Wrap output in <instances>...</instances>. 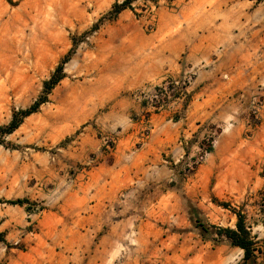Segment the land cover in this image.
Wrapping results in <instances>:
<instances>
[{
	"label": "rangeland",
	"instance_id": "374dc122",
	"mask_svg": "<svg viewBox=\"0 0 264 264\" xmlns=\"http://www.w3.org/2000/svg\"><path fill=\"white\" fill-rule=\"evenodd\" d=\"M123 1L0 0V264H214L219 255L227 264L239 246L219 229H235L237 212L254 241L250 256L264 243L252 233L264 229V185L249 187L264 179V149H214L215 125L204 126L197 149L166 159L170 181L135 186L125 201L94 202L96 187L86 177L101 157L78 159L76 149L92 139L104 154L115 147L116 131L103 128L104 115L129 93L138 99L167 37L215 30L217 51L232 47L240 57L251 33L264 29V0H199L192 9L185 4L196 0H129L114 13ZM190 16L197 27L185 24ZM58 67L62 76L47 91L44 82ZM238 68L247 70L245 59ZM241 75L238 83L245 82ZM44 96L18 127L4 130L14 112ZM188 98L153 113L179 116ZM261 101L253 95L246 110L250 128L259 122ZM153 113L141 110L139 140ZM248 135L237 139L239 147ZM178 142L188 146L184 136ZM194 177L201 184L189 195L186 182ZM229 177L238 183L231 193L214 185ZM16 199L23 203L7 202Z\"/></svg>",
	"mask_w": 264,
	"mask_h": 264
},
{
	"label": "crops",
	"instance_id": "0c3cea01",
	"mask_svg": "<svg viewBox=\"0 0 264 264\" xmlns=\"http://www.w3.org/2000/svg\"><path fill=\"white\" fill-rule=\"evenodd\" d=\"M199 5V0H196L185 4V7L192 9ZM189 19L185 23L189 27H197L200 23L195 16ZM251 34L246 42V52L240 57L232 47L217 51L215 30H209L206 34L191 28L167 37V41L158 48L163 54H159L148 71L149 75H154L153 80L148 82L149 77L144 76L140 82L147 81V85H154L164 76L175 77L184 70L192 69L195 75L188 87V101L179 116L169 112L151 114L149 133L141 140L143 123L138 116L142 103L129 93L110 105L102 126L106 131H116L115 147L104 154L98 149L100 142L92 139L87 149H76L78 159L90 152H96L101 157L86 177V183L90 182L96 187L94 202L125 201L135 194V186L149 185L151 180L170 181L173 168L166 159L171 156L175 158L183 149H187V152L197 149L206 125L220 128L214 149H264V29L261 34ZM241 59H245V72L238 68ZM240 75L245 76V82L238 83ZM255 94L262 96L258 108L259 122L250 128L246 125L248 115L245 113ZM248 131L246 145L239 147L237 139ZM180 136L186 138L187 147L178 142ZM137 142H140L139 146ZM261 155L264 156L263 151ZM106 156L110 157L109 161L104 160ZM200 170L201 167L194 175ZM200 184L199 178L188 179L186 186L189 195H195V189ZM214 185L231 193L232 187L236 190L238 183L235 178L229 177L217 179ZM263 185L264 179L256 178L249 182V187L258 189ZM126 189H129L128 192ZM114 233L115 230L107 232L105 239L110 240ZM252 233L259 239L264 236V229L258 227ZM260 243L256 245L254 256L244 259V249L239 247L224 263L237 264V260H241L239 264H264V243ZM221 260L219 255L214 264H219Z\"/></svg>",
	"mask_w": 264,
	"mask_h": 264
},
{
	"label": "built area",
	"instance_id": "2783aa9c",
	"mask_svg": "<svg viewBox=\"0 0 264 264\" xmlns=\"http://www.w3.org/2000/svg\"><path fill=\"white\" fill-rule=\"evenodd\" d=\"M193 77L194 72L187 69L178 76H164L158 83L141 89L136 95L142 103L143 111L146 113L165 111L174 105L185 102L189 94L188 87L192 83ZM148 119L149 117H147ZM205 153L199 154L197 160H201Z\"/></svg>",
	"mask_w": 264,
	"mask_h": 264
},
{
	"label": "trees",
	"instance_id": "16d2710c",
	"mask_svg": "<svg viewBox=\"0 0 264 264\" xmlns=\"http://www.w3.org/2000/svg\"><path fill=\"white\" fill-rule=\"evenodd\" d=\"M129 0H124L123 2L119 4L114 5V13H118L122 8H124L128 4ZM60 73V67H58L55 72L51 75V77L44 82L46 90H50L61 78ZM46 100V96L41 97L37 101L34 102L32 106H30L27 109L24 110H18L13 113L12 118L7 126L3 127L4 130L7 133H10L12 130H14L16 127H18L20 123V118L29 115L30 113L34 112L37 107ZM2 128V129H3ZM10 204H22V199H16V200H9L7 201ZM237 221H236V228L230 229V228H224L219 229L222 232L225 233V235L229 238L230 242L234 246H239L240 248L244 249V259H247L250 256L252 246L254 244V241L252 239V236L250 235V230L247 228V226L244 223V216L242 213L237 212Z\"/></svg>",
	"mask_w": 264,
	"mask_h": 264
}]
</instances>
